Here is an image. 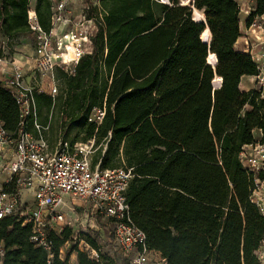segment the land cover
<instances>
[{"label": "trees", "instance_id": "obj_1", "mask_svg": "<svg viewBox=\"0 0 264 264\" xmlns=\"http://www.w3.org/2000/svg\"><path fill=\"white\" fill-rule=\"evenodd\" d=\"M253 1L247 27L264 14V0ZM29 4L0 0V52L2 39L33 38ZM51 4L35 0L43 31L50 27ZM100 5L104 15L92 54L80 59L71 76L56 69L54 99L33 94L36 123L47 126L44 139L54 125L57 142H65L62 132L76 126L73 142L93 141L92 168L131 169L124 193L129 218L144 234L145 249L167 264H257L264 218L250 201L254 176L238 154L247 145L264 146V90L239 89L242 77L258 71L248 53L235 50L237 2L101 0ZM93 109L103 112L98 125L88 122ZM0 122L10 134L20 122V109L2 84ZM24 129L37 136L31 119ZM258 178L264 180V172ZM22 223L14 216L0 220V264H68L72 253L76 264H118L83 235L77 241L98 258L76 245L61 258L70 229L49 232L47 252L30 241L31 227Z\"/></svg>", "mask_w": 264, "mask_h": 264}, {"label": "built area", "instance_id": "obj_2", "mask_svg": "<svg viewBox=\"0 0 264 264\" xmlns=\"http://www.w3.org/2000/svg\"><path fill=\"white\" fill-rule=\"evenodd\" d=\"M101 0H52L50 27L43 31L32 11L28 12L29 29L34 33V67L32 85H24V73L0 56V84L7 88L20 109V122L14 134L8 133L0 122V220L14 216L31 227L30 241L49 252L51 242L48 233L59 235L70 229L64 207L67 200H77L88 206L91 216L110 221L112 237L128 258L127 264H146L149 252L144 246V234L134 226L128 215L124 193L132 178L131 169L101 170L92 168L93 141L71 148L66 142H58L51 150L43 137L47 130L36 123L33 94L44 93L54 99L58 95L56 69L71 76L84 56L93 51L92 39L102 27L104 11ZM95 9L93 15H89ZM77 19L74 20V14ZM246 17L250 12L243 11ZM255 17L248 26L255 38L261 30ZM257 76L254 90H264V63L255 60ZM8 65L11 66L8 70ZM46 79L45 84L42 82ZM103 112L93 109L88 122L97 125ZM27 119H31L37 136L25 131ZM239 163L254 176V189L250 201L264 218V180L258 178L264 172V146L258 143L242 147ZM71 238L76 240L72 234ZM76 244V243H75ZM77 249L89 258L97 259V251L83 241ZM84 248V250H83ZM3 252L0 248V259ZM257 264H264V238L256 251ZM156 264H167L158 258Z\"/></svg>", "mask_w": 264, "mask_h": 264}, {"label": "rangeland", "instance_id": "obj_3", "mask_svg": "<svg viewBox=\"0 0 264 264\" xmlns=\"http://www.w3.org/2000/svg\"><path fill=\"white\" fill-rule=\"evenodd\" d=\"M187 1L189 0H181V2ZM249 2L250 0H246V7L243 9V11H251V5ZM30 10H32V6L29 4V11ZM243 16H245V14H243ZM77 17V13H75L74 20H76ZM34 42L35 40L32 37L25 36L17 40H13L10 43H7L5 39H2L1 44L0 56L4 57L5 60L9 62L8 64L12 63V65H15L21 69L22 73H24V85L26 86L33 84V77L38 81L36 75L34 76L32 74L35 59ZM10 68L11 66L8 65L9 71H11ZM42 82L45 84L46 79H43ZM52 121L53 118H50V122ZM54 127L55 126L53 125V130H50L46 137L50 146L52 147L57 143L58 140V130L55 131ZM78 129L79 128L76 126L66 127L65 131L62 132L65 134L64 141L71 148L75 147V145L77 144H82L81 142H79V140L77 142H73V136L77 134ZM255 136L258 137V133H256ZM65 204V216L67 221L70 223V230L76 237V240H73L71 238L70 242H67L61 248V258L69 255L73 245H79L77 244V237L78 235H83L84 237H90L91 239H93L100 247V251L102 254L107 255L111 258L113 257L112 259H114L118 264H127L128 258L124 256V253H122L118 245L113 240L111 234L112 225L110 221L99 216H91L89 214L88 206L81 201L67 200ZM75 257V253L70 254L68 264H73ZM151 264H156V260L155 263L153 261L151 262Z\"/></svg>", "mask_w": 264, "mask_h": 264}, {"label": "crops", "instance_id": "obj_4", "mask_svg": "<svg viewBox=\"0 0 264 264\" xmlns=\"http://www.w3.org/2000/svg\"><path fill=\"white\" fill-rule=\"evenodd\" d=\"M238 4L240 13H239V28H240V37L235 44V50L240 53H247L248 50L252 52L255 60L259 63H264V14L259 17L257 23H259L261 30L257 31V37L255 38L250 34V30L246 26V16H243V9L246 7V0H235ZM251 11L253 9L254 1L250 0ZM30 5L32 6V10L34 9L35 0H30ZM256 87V82L253 77H242L239 84V89L241 92H248L253 90ZM58 138V137H57ZM48 142V140H47ZM58 142L52 147L48 142V146L51 150H54ZM113 258V257H112ZM157 258V259H155ZM158 258H161L158 253L149 254V261L146 264H151V262ZM74 263L76 264V257L74 258Z\"/></svg>", "mask_w": 264, "mask_h": 264}, {"label": "water", "instance_id": "obj_5", "mask_svg": "<svg viewBox=\"0 0 264 264\" xmlns=\"http://www.w3.org/2000/svg\"><path fill=\"white\" fill-rule=\"evenodd\" d=\"M204 22V21H203ZM208 64V63H207Z\"/></svg>", "mask_w": 264, "mask_h": 264}]
</instances>
